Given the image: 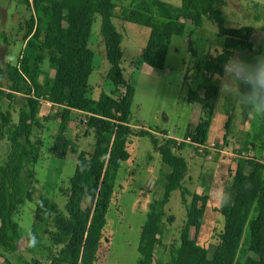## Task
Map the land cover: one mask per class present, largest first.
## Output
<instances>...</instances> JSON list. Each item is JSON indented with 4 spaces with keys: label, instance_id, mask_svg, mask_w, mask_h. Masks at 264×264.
Here are the masks:
<instances>
[{
    "label": "trees",
    "instance_id": "obj_1",
    "mask_svg": "<svg viewBox=\"0 0 264 264\" xmlns=\"http://www.w3.org/2000/svg\"><path fill=\"white\" fill-rule=\"evenodd\" d=\"M19 2L33 14L27 21L19 62L0 64V139L6 138L9 142L6 155L0 160V256L4 251H16L20 233L14 216L21 205L33 200L29 184L41 146V139H34L35 129L40 126V104L47 102L55 111L50 119L59 123L53 146L55 156L65 157L77 141L65 136L73 112L83 116L79 124L85 127L86 135L92 134L94 139L91 149H82L76 155L69 186L61 191L66 197L64 211L46 197L36 201V224L32 231L39 241L41 228L47 235L51 245L47 247L49 264H94L97 261L118 170L129 158L130 138L138 136L149 137L162 162L170 167L163 196L150 205L141 227L138 264H159L155 250L161 245L165 207L176 190H180L182 202L185 203L189 195L191 201L186 207L179 245L169 249L168 264H264V154L237 159L234 175L226 185L233 203L217 209L224 224L215 234L210 251L197 241L209 196L191 192L182 185L188 163L174 152L188 143L204 146L212 119L211 100L218 97L220 78L237 49H253L258 31L253 26L228 27L221 10L226 0H181L179 5L163 0H138L132 7L118 4L116 0ZM254 5L259 7L258 3ZM97 14L101 17V35L110 63L107 80L113 88L94 99L88 83L94 53L88 41ZM114 18L150 28L140 59L155 71L164 69L172 37L185 36L187 23L199 28L203 19L208 18L216 24L224 46L216 55L204 60L201 82L187 96L190 103L205 111V116L188 124L183 139H169L167 133L161 132L162 142H159L155 133L130 125L135 89L131 78L126 79L123 74L122 34L116 29ZM187 42L194 55L189 37ZM46 59L53 74L42 73ZM244 91L251 101L264 108V85L247 84ZM18 96L20 100L16 103ZM3 98L10 102L6 109L1 105ZM12 104L18 106L16 119ZM231 119L229 113L224 124L227 130ZM88 164L90 168L82 172L79 166L86 168ZM23 264H41V261L34 259Z\"/></svg>",
    "mask_w": 264,
    "mask_h": 264
},
{
    "label": "rangeland",
    "instance_id": "obj_2",
    "mask_svg": "<svg viewBox=\"0 0 264 264\" xmlns=\"http://www.w3.org/2000/svg\"><path fill=\"white\" fill-rule=\"evenodd\" d=\"M138 0H116L118 4L132 7ZM179 5L181 0H163ZM255 3L259 7H255ZM228 27L253 26L258 34L251 51L236 50L225 74L220 78V89L213 103L210 129L204 148L185 144L174 152L182 155L188 163V171L182 185L191 192L209 196L205 220L197 241L211 251L215 234L223 228L224 218L213 200L214 189L231 180L239 157H260L264 154V119L248 111L252 104L245 94L247 84L259 85L258 76L264 71V0H226L221 6ZM32 11L19 0H0V64H17L23 49V36L27 31V21ZM256 18H258L256 20ZM116 29L122 34L121 67L126 79L131 78L135 94L131 106L130 125L134 129H144L155 133L162 142L161 132L169 139L181 140L188 124L204 117L205 111L188 101L190 90H195L201 82L202 64L207 57L216 55L224 46V39L218 35V28L208 18L201 27L186 24L185 36L172 37L166 56L165 67L155 71L141 62V52L150 34V28L133 22L113 19ZM192 41L194 55L189 51L187 38ZM88 47L93 51V69L88 78L91 97L97 99L101 93H109L112 85L107 80L110 69L101 35V17L96 15L91 28ZM15 57L10 63L7 57ZM141 62V63H140ZM138 65V67H136ZM42 73L53 74L48 60L42 64ZM42 78V76H41ZM20 100L19 96L17 97ZM10 102L3 98L1 105L7 108ZM14 107V118L18 106ZM229 113L232 119L229 129L224 127ZM55 111L47 102H41L39 109L40 126L35 129V137L41 139V146L33 165L34 177L29 184L32 201L21 205L14 216L19 225L20 238L16 251H4L0 264H23L34 259L41 264H49L48 249L51 246L47 235L40 229V242L35 248L25 244L24 229L36 224V201L46 197L54 201L64 211L66 197L62 190L68 188L73 175L76 155L82 149H91L92 134L86 135L80 125L82 115L73 112L65 136L77 140L65 157L53 153L54 138L58 132V120L50 119ZM9 142L0 139V160L7 153ZM247 148V149H246ZM129 158L119 168L114 187L113 199L105 215L104 232L98 259L94 264H138L140 257L138 244L141 227L147 219L150 205L162 198L166 175L170 167L162 162L149 137H132L127 144ZM211 155L207 157L208 155ZM191 201L187 196L182 202L180 190L173 191L165 207L161 245L155 250V260L159 264L170 261L169 249L179 245L180 230L185 223L186 207ZM173 217L168 220L169 217ZM192 234L194 231L192 230ZM56 249L55 247H52Z\"/></svg>",
    "mask_w": 264,
    "mask_h": 264
},
{
    "label": "clouds",
    "instance_id": "obj_3",
    "mask_svg": "<svg viewBox=\"0 0 264 264\" xmlns=\"http://www.w3.org/2000/svg\"><path fill=\"white\" fill-rule=\"evenodd\" d=\"M7 60L10 63H14L15 57L9 56L7 57ZM258 81L260 84L264 85V71H261L260 75L258 76ZM248 111L264 117V108L260 107L259 105H256L255 103L252 104L251 108H249ZM79 168L83 172L86 169L90 168V164H88L86 168L82 166H79ZM213 200L220 208L229 206L233 203V197L231 192L226 190L223 185L216 186V188L214 189ZM24 239L26 247L28 248H35L40 242L37 238L36 233L32 231L30 226H27L24 229Z\"/></svg>",
    "mask_w": 264,
    "mask_h": 264
},
{
    "label": "built area",
    "instance_id": "obj_4",
    "mask_svg": "<svg viewBox=\"0 0 264 264\" xmlns=\"http://www.w3.org/2000/svg\"><path fill=\"white\" fill-rule=\"evenodd\" d=\"M204 147H206V146H203V145L200 146V148H204Z\"/></svg>",
    "mask_w": 264,
    "mask_h": 264
},
{
    "label": "crops",
    "instance_id": "obj_5",
    "mask_svg": "<svg viewBox=\"0 0 264 264\" xmlns=\"http://www.w3.org/2000/svg\"><path fill=\"white\" fill-rule=\"evenodd\" d=\"M49 104V103H48ZM50 105V104H49ZM169 137V136H168ZM209 156H211L210 154L207 156V157H209ZM197 193H199V192H197Z\"/></svg>",
    "mask_w": 264,
    "mask_h": 264
}]
</instances>
